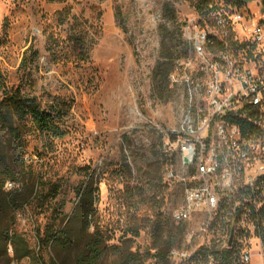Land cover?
Returning <instances> with one entry per match:
<instances>
[{
	"label": "rangeland",
	"instance_id": "obj_1",
	"mask_svg": "<svg viewBox=\"0 0 264 264\" xmlns=\"http://www.w3.org/2000/svg\"><path fill=\"white\" fill-rule=\"evenodd\" d=\"M242 1L254 20H264L261 0ZM65 6L87 21L90 49L86 62L74 61L71 45L64 40L67 26L58 25L57 13ZM195 14L191 0H0V66L9 83L19 82V63L32 44L39 51L33 67L34 94L43 104L64 102L69 110L61 138L39 134L30 123L21 139L0 128V169H7L15 178L5 182L0 198L26 189L35 174L45 182L61 184L58 199L66 202L64 212L70 214L79 199L77 187L89 179L91 171L99 187L96 218L111 234L110 243H121L126 226L132 223L131 214L141 218L152 211L146 204L133 210L124 195L127 179L114 170L128 164L134 176L131 183L136 182L159 153L165 183L160 194L163 217L175 230L177 224L169 212L176 207L180 193L167 174L178 168L173 130L179 123L185 94L183 86L171 83L169 75L175 55L184 57L187 47L182 24ZM49 32L61 40L52 53L47 50ZM159 61L164 62L166 77L156 83ZM8 181L15 185L7 186ZM36 204L34 200L17 210L12 224L0 210V232L9 228L21 238L6 246L0 244V264H40L36 234L51 217L50 211L40 213ZM183 226L184 236L174 247L193 249L201 243L189 241L188 232L196 224ZM151 245L149 228H144L131 248L144 252ZM25 251L29 256L16 257ZM114 259L108 257L106 264H113ZM171 262L178 264V257H171ZM146 264L157 263L149 258ZM249 264H264L254 243Z\"/></svg>",
	"mask_w": 264,
	"mask_h": 264
},
{
	"label": "built area",
	"instance_id": "obj_2",
	"mask_svg": "<svg viewBox=\"0 0 264 264\" xmlns=\"http://www.w3.org/2000/svg\"><path fill=\"white\" fill-rule=\"evenodd\" d=\"M182 30L188 51L169 75L185 94L173 130L178 168L167 174L180 199L169 218L195 223L189 241L201 243L173 248L171 257L190 264L197 248L215 240L222 247L240 244L245 264L254 243L264 260V135H246L235 122L250 110L264 114V20H254L243 3L208 17L195 14Z\"/></svg>",
	"mask_w": 264,
	"mask_h": 264
},
{
	"label": "trees",
	"instance_id": "obj_3",
	"mask_svg": "<svg viewBox=\"0 0 264 264\" xmlns=\"http://www.w3.org/2000/svg\"><path fill=\"white\" fill-rule=\"evenodd\" d=\"M242 4V0H191L194 11L203 17ZM57 15L58 25L67 26V38L64 40L71 45V51L75 55L74 61H88L90 48L87 44V21L73 14L71 6H65ZM6 25L4 23L5 35ZM46 40L47 50L51 53L61 42L59 36L53 32L47 34ZM187 51L186 47L184 55ZM178 54L172 60L173 68L175 60L180 57ZM38 58L39 51L32 44L24 50L18 66V72L22 76L17 84L9 83L6 72L0 66V128L6 129L16 139H21L27 123H30L33 130L39 134L51 138H61L65 134L62 126L69 111L66 104L64 102L43 104L32 90L33 67ZM165 77L164 62L159 61L154 80L157 83ZM248 113L250 115L248 118H237L235 122L239 123L244 134L263 136L264 114L260 115L255 110ZM159 156L161 155L157 153L133 183H131L133 171L128 164L114 170L122 179H127L124 182V195L131 201L133 210H139L141 205L146 204L152 211L141 218L137 213L131 214L132 223L126 226L121 243H110L111 234L101 227L96 218L95 204L99 200V187L98 180H94L91 171L87 174L89 179L77 187L76 195L79 199L70 214L64 212L66 202L58 199L61 184L45 182L35 174L31 178V184L26 183V189L14 190L7 193L5 198H0L1 213L8 217L12 224L15 212L34 200L40 213L50 211L49 222L39 228L36 234L38 245L36 257L40 264H106L110 256L115 257L113 264H146L149 258H154L157 264H172L170 253L175 244L181 242L184 226L177 224L174 230L163 217L164 201L160 194L165 183L163 164ZM8 179L15 178L7 169H0V191ZM144 228H149L152 245L144 252L132 250V242ZM128 234L130 237H127ZM17 240L20 241L21 238L13 230L9 228L1 230L0 244L6 246ZM241 249L240 244L232 242L230 246L222 247L214 240L209 245L197 248L190 258V264H245L241 261ZM27 256H29L27 251L16 254L20 259Z\"/></svg>",
	"mask_w": 264,
	"mask_h": 264
},
{
	"label": "water",
	"instance_id": "obj_4",
	"mask_svg": "<svg viewBox=\"0 0 264 264\" xmlns=\"http://www.w3.org/2000/svg\"><path fill=\"white\" fill-rule=\"evenodd\" d=\"M261 4H262L263 12H264V0H261Z\"/></svg>",
	"mask_w": 264,
	"mask_h": 264
}]
</instances>
